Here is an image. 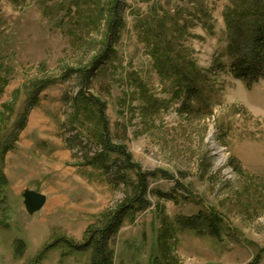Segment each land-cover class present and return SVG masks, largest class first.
I'll list each match as a JSON object with an SVG mask.
<instances>
[{
    "label": "rangeland",
    "instance_id": "obj_1",
    "mask_svg": "<svg viewBox=\"0 0 264 264\" xmlns=\"http://www.w3.org/2000/svg\"><path fill=\"white\" fill-rule=\"evenodd\" d=\"M254 6L264 0H0V264H92L68 243L133 192L122 156L87 162L101 124L80 89L104 105L111 143L156 173L148 207L108 241L111 264H264V79L248 89L227 48L226 18ZM26 188L47 199L32 215ZM194 217L198 230L182 222Z\"/></svg>",
    "mask_w": 264,
    "mask_h": 264
},
{
    "label": "trees",
    "instance_id": "obj_2",
    "mask_svg": "<svg viewBox=\"0 0 264 264\" xmlns=\"http://www.w3.org/2000/svg\"><path fill=\"white\" fill-rule=\"evenodd\" d=\"M240 15L237 17L229 15L226 18L229 36L227 48L232 59V74L241 79L245 83V86L250 89L259 79H264V9L260 11L258 7L254 6L246 9ZM118 24V21L112 20L109 27L112 31H115ZM98 63L99 59H95L91 67L81 71L85 85L93 75L94 68H96ZM78 97L81 101H86V103L96 107L98 120L101 124L100 146L102 151L88 159L87 162L105 167V161L108 157L107 154L115 153L123 157L121 168L125 170L137 168L135 174L136 182L133 183L132 194L120 202L114 210L107 213L98 225L88 227L85 232L86 240L84 243L79 245L68 243L70 246H74L73 248L76 250H87L91 248L92 264H111V253L108 248V241L128 215L130 216L136 210H143L148 207L149 202L146 199V193L149 187L148 180L149 178H154L156 173L141 172L137 165L131 163V156L123 146L111 143L108 136V124L105 118L104 105L102 103L90 96L86 97L83 94V89L79 90ZM24 126L25 121L22 120L18 125V129H22ZM6 183V177L0 170V186ZM182 222L185 226L196 230L200 229L202 224L198 217L186 218ZM215 231L217 233L216 229ZM17 244L18 250L24 249L22 243L17 242ZM260 259L261 253L257 254L247 264H258Z\"/></svg>",
    "mask_w": 264,
    "mask_h": 264
},
{
    "label": "water",
    "instance_id": "obj_3",
    "mask_svg": "<svg viewBox=\"0 0 264 264\" xmlns=\"http://www.w3.org/2000/svg\"><path fill=\"white\" fill-rule=\"evenodd\" d=\"M21 195L23 197L25 210L29 215L39 211L47 200L44 193L30 188L24 189Z\"/></svg>",
    "mask_w": 264,
    "mask_h": 264
},
{
    "label": "crops",
    "instance_id": "obj_4",
    "mask_svg": "<svg viewBox=\"0 0 264 264\" xmlns=\"http://www.w3.org/2000/svg\"><path fill=\"white\" fill-rule=\"evenodd\" d=\"M57 154H62L63 156H66V153L64 152V154H63V152L62 153H57ZM68 154V153H67ZM31 189V188H30Z\"/></svg>",
    "mask_w": 264,
    "mask_h": 264
}]
</instances>
